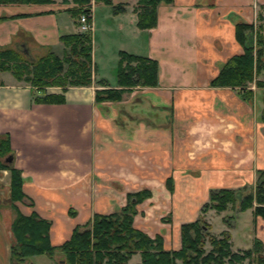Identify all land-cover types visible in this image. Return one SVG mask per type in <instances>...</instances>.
<instances>
[{
	"label": "crops",
	"instance_id": "crops-1",
	"mask_svg": "<svg viewBox=\"0 0 264 264\" xmlns=\"http://www.w3.org/2000/svg\"><path fill=\"white\" fill-rule=\"evenodd\" d=\"M52 1L45 7L15 5L18 10L10 15L17 17L0 23V48L11 45L15 21L27 17L32 35L41 37L36 38L44 46L41 52L49 49L61 57L53 33L71 34L77 28L67 11L72 3ZM120 3L124 10L114 14L112 6ZM136 3L112 0V5H94L92 29L95 32L99 22L102 59L110 49L113 55L126 52L154 60L157 85H136L123 93L116 106L102 109L94 99L95 89L102 88L99 81L118 87L116 75L113 81L107 79L106 62L97 68L98 73L93 71L92 87L51 86L42 92L0 83V138L9 143L3 160L20 171L22 192L33 202L30 208L14 204L24 215L34 211L52 222V245L68 240L72 229L86 224L92 215L117 211L127 195L148 191L149 197L136 206L134 225L146 220L136 227L150 238L160 237L166 250H177L180 225L199 215L212 225L208 214L215 210L202 213L211 189L242 191L255 184V190L259 172L264 171V86L256 84H264V68L243 90L210 85L228 58L243 53L235 34L239 23L253 25L262 35L264 64V0L161 3L156 24L149 29L137 27ZM57 19L61 24L56 31ZM92 44L97 43L92 39ZM112 63L116 71L118 57ZM246 89L252 90L251 101L241 96ZM36 96L53 101L36 102ZM60 97L62 102L57 101ZM162 189L168 196L167 208L154 218L156 192ZM1 201L0 264H7L3 216L8 215ZM228 209L231 205L223 212ZM69 210L73 216H67ZM228 216L232 215L223 216L226 226L212 227V231L230 232L241 245L236 249L250 247L248 233L241 239L235 235L242 217L229 222ZM256 238L264 244L261 237ZM53 258L52 264L62 261L60 254Z\"/></svg>",
	"mask_w": 264,
	"mask_h": 264
},
{
	"label": "trees",
	"instance_id": "trees-1",
	"mask_svg": "<svg viewBox=\"0 0 264 264\" xmlns=\"http://www.w3.org/2000/svg\"><path fill=\"white\" fill-rule=\"evenodd\" d=\"M62 1L72 3L67 11L77 24L82 15L86 16L87 24L91 23L92 1L96 4L112 5V0ZM52 2V0H0V6ZM172 2L173 0H137L133 10L137 15L138 28L154 27L157 6ZM112 8L113 13L117 14L124 10V5L120 3L113 5ZM235 34L236 39L243 46V53L228 58L220 66L218 74L210 81L211 86L237 87L243 90L253 81L254 74L264 68L261 60L263 39L260 32L251 24L239 23L236 25ZM61 40L68 47L62 57L49 52L35 61L30 60L28 56H21L17 49L0 48V71L10 72L17 80L29 83L42 92L46 87L51 86L66 88L91 85L90 32L65 34L61 36ZM118 55L115 71L118 87H107L105 82L100 80L99 83L104 88L96 89V101L119 100L124 92L136 85H157V64L154 60L126 52H119ZM66 63L67 68L64 67ZM256 84L264 86L260 82ZM252 95L250 89L241 91L244 100L251 101ZM34 100L53 101L47 96L42 98L36 96ZM62 100V97L57 99L58 102ZM8 144L6 138H0V154L4 153L3 156L8 153ZM0 167L5 169L8 164H0ZM10 168V201L18 210L14 203L28 198L22 192L20 171ZM149 195L148 191L127 195V202L122 208L107 215L94 214L86 224L76 226L70 238L59 245H52L50 242L49 220L39 217L34 211L28 215L17 211L12 223L15 239L11 246V259L14 264H19L32 255L51 256L57 253L60 254L62 261L61 263L56 261L54 264H127L130 257L138 253L140 262L136 264H177V261L181 264H242L245 260L248 264L251 262L264 264V248L259 239L255 238L250 248L234 252L231 250L230 234L223 231L219 236L212 235L209 224L201 217L180 226L179 249L166 250L160 237L150 238L133 225L137 213L136 206ZM209 196L210 201L203 205L202 212L208 209L221 212L229 205L233 206L238 202L240 211L253 208V216L264 220V171L259 172L254 195L243 194L241 190L213 189ZM206 241L211 246L209 250L204 247Z\"/></svg>",
	"mask_w": 264,
	"mask_h": 264
},
{
	"label": "rangeland",
	"instance_id": "rangeland-1",
	"mask_svg": "<svg viewBox=\"0 0 264 264\" xmlns=\"http://www.w3.org/2000/svg\"><path fill=\"white\" fill-rule=\"evenodd\" d=\"M99 4H102V3H99ZM22 5L31 6V7L32 6L45 7V6H49L50 4H22ZM94 5H96V3H94V1H92L90 12H92L91 9L93 8ZM8 6H9V8L7 9ZM10 6H11L12 9H10ZM14 6H15V4H8V5H5V6H0V8H6V9H4V11L2 9H0V13L4 12L6 14V15H3L4 18L0 16V23H2L3 21H8V20L15 19L17 17V15L16 16L10 15L11 14L10 12H16L15 10H18V9H16V7L14 8ZM20 18H22V17H20ZM28 19L29 18H27V17H23L22 19H17L15 21L16 22L15 26L17 27V30L15 31V33L11 34L10 41H9V42H11V45L8 46V47L17 49L20 52L21 56H23V57L24 56H28V58L30 60L35 61L36 59H38V58L44 56L45 54L49 53L50 50L48 49L46 51H42L41 52L42 49L44 50V48H43L44 46L42 44H39L40 41H37V39L40 40L41 37L38 38V36L36 37L34 34L32 35V29H30L28 24H27V20ZM72 19L73 20H71L70 23H71L72 26H74V28H77V32H79V33H88V32H90L92 39L97 43L94 46V44H92V42H91V44L94 46V47L92 46V50H91V69H90V72H91L92 82H94V79H93V77L95 76L94 72L96 71V73H98L97 68L99 69V66H100V69H101V64L103 62H106V65H109L107 67V72L109 73L107 75H108L109 78H107V79H109L110 81H113L114 78H115V67H113L112 61L117 59V57L119 59V55L118 56L116 54L113 55L112 51L109 49V51L107 52V55L105 56V58L104 59L101 58L104 55V50L102 49V47L100 46V43H99V39H100V36L102 34L100 32L99 22H98V26H96L97 28L95 29V32H94L93 29H92V21L89 24L90 25L89 28L86 27V29H82L81 26L79 25V21H78V24H77V21L75 22L74 18H72ZM57 21L59 22L58 19H57ZM57 21L55 22L56 24L54 23V27H53L54 30L56 28V31H57L58 26H60V24H61V22L58 23ZM136 21H137V15H136ZM136 24H137V22H136ZM77 32H74V33H77ZM71 34H73V33H71ZM61 36H59L58 32L53 33L54 43L58 42V45H56L55 49L57 50V52L63 53L62 54V56H63L64 53L68 50V47H66L64 42L61 40ZM44 39H45V37H44ZM108 42H110V41L108 40ZM262 54H261V56H262ZM94 65H96V66L93 67ZM67 66H68L67 63L64 64L65 68H67ZM95 80H96V77H95ZM0 83H2V84L11 83V84H18V85H21V86H28V87H31V88H35L34 86L29 85V83L17 80L10 72H7V71H4V72L0 71ZM105 84L108 87L107 82ZM91 85H89V86L92 87ZM89 86H82V87H89ZM139 86L140 87H147V86H143V85H139ZM133 87H135V86H133ZM102 88H104V87L102 86ZM100 89H101V87H100ZM131 89H132V87L128 91H131ZM137 90H140V89H137ZM95 91H96V89H95ZM122 97H123V95H122ZM121 100H122V98L119 99V100H97V101L95 99V103H96V105L101 106L102 109H105L106 107L116 106V104L120 103ZM42 102H40V103H42ZM103 102H108V104L107 105L101 104ZM3 155H4V153L0 154V164H2V162H3V164L6 163V161L3 160V157H4ZM10 169L11 168L9 166L7 168H5V169L0 167V203L2 202L1 200L4 199V207H5L4 210H5V213L8 215V217H4L3 216V218H4L3 223H4V226H5L4 228H5L6 233L8 234L7 236L5 234V242H6V246H7V251L9 253V255H8L9 257L7 258L8 261L6 263L7 264H14V262L11 259V246L14 243V239H15L13 231H12V223H13L14 219L17 216V213H18L17 211L20 212V210L17 207V205H15L18 208V210H16V208L13 205V203L10 201V182H11ZM254 186H255V184H254ZM253 187L252 186L245 187L244 189H242V193L243 194H253L254 195L256 188L254 190ZM163 191L166 193V191L163 190V189L161 190V192H156L155 200H156L157 205L153 208V211H152L153 213H156L154 218H157V216L159 217V215H161V213H163L164 210L167 208L165 206V200L168 199V196H167V194L166 195L163 194ZM210 191L208 193V199H207L208 202L210 201V196H209L210 195ZM166 196H167V198H166ZM126 198H127V196H126ZM16 202H19V205H20L21 208H23V206L30 208L33 205V202L31 203L29 198L28 199H22V200L16 201ZM138 204H140V203H138ZM2 207L0 205L1 209H3ZM122 207L119 206V209L122 208ZM249 209H251V208H248V209H246L244 211H240L238 209V202H236V203H234L233 206H231V209H228V212H223V211H221V212H216V211L210 212L208 215H210V214L212 215L211 220H210L212 225H210L203 216H201V218H203V220H205L206 223L209 224L210 233L212 235L219 236L220 233L219 234H215L212 231V227H214V229L217 230L218 227H220L222 224L226 226L227 223L223 220L224 214L228 213L229 215L231 214L233 216V218H229L228 219L229 222H236L237 221V216H241L243 221H242V223H240L239 231L235 235H236L237 238L241 239V237L245 233H248L249 235L246 236V240H247V243L250 244L249 246L251 247L252 243H253V240L256 238V235H258L259 237H261L264 240V220L262 218H260V217H258L256 219ZM70 210H69V212L67 214V216L69 215L68 217H70L71 215L73 216V214H72V212ZM202 213H204V212H202ZM92 217H93V215H92ZM145 221L146 220H138L137 223H136L137 225H134V219H133V225L136 227V226L142 225ZM246 221L248 222L247 225H246ZM229 222H228V226L230 224ZM156 224H158V223H156ZM51 226H52V222L50 223L49 233H50ZM230 229H228V230H230ZM72 231H73V229H72ZM226 232H228V231H226ZM228 233L230 234V232H228ZM180 241H181V229H180ZM230 244H231V250L234 251V252H240V251L244 250V249H236V247L241 246V245L237 244V240H235V239L232 240V236L231 235H230ZM262 246L264 248L263 242H262ZM204 247H205L206 250H209L211 246L206 241ZM250 247H248V248H250ZM53 257H54V254H52L51 256H48V255H45V254L32 255V256L26 257L19 264H30V262H33V264H52L53 263V259H54ZM139 262H140V256H139L138 253H135L134 255H132L130 257V259L128 260L127 264H136V263H139ZM177 264H181V262L177 261ZM242 264H248V261L245 260ZM249 264H255V262H251Z\"/></svg>",
	"mask_w": 264,
	"mask_h": 264
},
{
	"label": "built area",
	"instance_id": "built-area-1",
	"mask_svg": "<svg viewBox=\"0 0 264 264\" xmlns=\"http://www.w3.org/2000/svg\"><path fill=\"white\" fill-rule=\"evenodd\" d=\"M85 18H86L85 15H82L81 18H80V23H81V28L82 29H86V27L89 28V25L87 24Z\"/></svg>",
	"mask_w": 264,
	"mask_h": 264
},
{
	"label": "flooded vegetation",
	"instance_id": "flooded-vegetation-1",
	"mask_svg": "<svg viewBox=\"0 0 264 264\" xmlns=\"http://www.w3.org/2000/svg\"><path fill=\"white\" fill-rule=\"evenodd\" d=\"M24 49V48H23Z\"/></svg>",
	"mask_w": 264,
	"mask_h": 264
}]
</instances>
